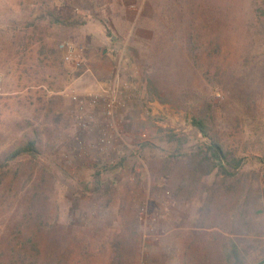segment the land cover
I'll return each instance as SVG.
<instances>
[{"label":"rangeland","instance_id":"rangeland-1","mask_svg":"<svg viewBox=\"0 0 264 264\" xmlns=\"http://www.w3.org/2000/svg\"><path fill=\"white\" fill-rule=\"evenodd\" d=\"M32 3L0 0V264H258L264 0ZM29 21L55 32L57 54L76 44L93 72L60 52L59 80L22 86L9 43L33 32ZM108 88L130 122L103 153V101L83 130L73 97ZM206 107L210 135L245 160L235 177L202 155L206 140L189 121Z\"/></svg>","mask_w":264,"mask_h":264},{"label":"crops","instance_id":"crops-1","mask_svg":"<svg viewBox=\"0 0 264 264\" xmlns=\"http://www.w3.org/2000/svg\"><path fill=\"white\" fill-rule=\"evenodd\" d=\"M39 21H29V25L33 32L27 33L25 38L20 40L12 39L9 43L11 55H10V66L11 73L14 77H21L22 86L36 85L41 82H45L48 85H52L53 82L59 80V54L54 49V38H56L55 32L46 29L43 33H39V30H35V27ZM48 23V22H47ZM46 23V24H47ZM33 25V26H32ZM48 25V24H47ZM15 26V24H14ZM48 26H55L54 23H49ZM53 29V28H52ZM34 33L40 38H34ZM62 57V56H61ZM111 58L109 52H104V61H109ZM99 73V71H97ZM96 88L102 89L108 85V81L97 82ZM43 86L44 85H40ZM124 120L125 125L130 122ZM125 134V133H124ZM262 196V216L264 220V175L261 186ZM258 264H264V257Z\"/></svg>","mask_w":264,"mask_h":264},{"label":"built area","instance_id":"built-area-1","mask_svg":"<svg viewBox=\"0 0 264 264\" xmlns=\"http://www.w3.org/2000/svg\"><path fill=\"white\" fill-rule=\"evenodd\" d=\"M50 1L51 5L61 6L65 2L70 0H33L31 8L38 10L43 9L44 3ZM60 52L62 53V58L64 63L72 64L76 69L83 72V74H91L92 68L88 65V61L85 57L83 51L72 42L61 43L58 46ZM2 84V79L0 77V86ZM94 98V97H93ZM73 100L77 104V111L75 113V120L78 125L86 130L90 125L96 120V116L88 110L89 107L95 105L97 101H103L102 105V120L105 125V129L100 133L97 148L106 153L108 148L114 147L118 141H122L124 138L123 125L124 120L118 115V109L120 105L119 93L117 89L108 88L104 90L103 93L96 96L92 101H87L86 99H81L80 97H73ZM145 140L148 138L147 134L142 136ZM120 141V142H121ZM80 145L83 144L79 141Z\"/></svg>","mask_w":264,"mask_h":264},{"label":"trees","instance_id":"trees-1","mask_svg":"<svg viewBox=\"0 0 264 264\" xmlns=\"http://www.w3.org/2000/svg\"><path fill=\"white\" fill-rule=\"evenodd\" d=\"M189 36L191 38V42L188 44L189 59L187 60H191L196 63L199 56L197 52L198 48L195 43H193L195 39V32L191 30ZM185 49L186 48H184V50ZM211 112L212 111L206 107V109L200 110L199 114L194 115L189 122L203 135L206 140V153L204 154V152H202V155L206 158V160L209 163H212L214 167L218 168L227 177H235L243 168L245 160L228 153L223 146L210 135L211 121H209V119Z\"/></svg>","mask_w":264,"mask_h":264}]
</instances>
